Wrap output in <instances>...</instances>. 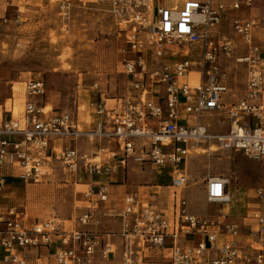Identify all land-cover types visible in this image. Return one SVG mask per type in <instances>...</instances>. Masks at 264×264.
I'll list each match as a JSON object with an SVG mask.
<instances>
[{"label":"built area","instance_id":"2783aa9c","mask_svg":"<svg viewBox=\"0 0 264 264\" xmlns=\"http://www.w3.org/2000/svg\"><path fill=\"white\" fill-rule=\"evenodd\" d=\"M100 1L116 24H123L122 72L131 90L115 105L101 93L91 102L94 129L87 135L110 139L109 156L100 160L65 138L80 134L70 114L46 113L38 100L44 82L32 78L23 82L29 98L21 114L0 117V168L23 182L41 181L55 164L76 176L96 177L85 184L82 196L89 206L77 221L98 224L96 213L103 206L120 225L107 234L118 238V247L98 231L68 230L57 219L28 226L10 208L0 216V263L35 264L25 251L46 247L51 250L43 264H92L96 256L109 260L116 254L120 264H264V186L254 189L253 204L239 219L227 208L213 215L190 212L180 193L188 182L192 152L232 150L264 159V37L255 40V19L230 17L240 51L218 30L227 13L251 0ZM230 57L244 66L245 88L235 101L226 102L221 62ZM221 113L230 121L226 132L204 120ZM60 137L64 141L55 149L53 141ZM130 162L174 172L170 210L131 192L121 197L117 211L105 206L111 176ZM229 182L225 176L209 177L207 201L229 205Z\"/></svg>","mask_w":264,"mask_h":264},{"label":"rangeland","instance_id":"374dc122","mask_svg":"<svg viewBox=\"0 0 264 264\" xmlns=\"http://www.w3.org/2000/svg\"><path fill=\"white\" fill-rule=\"evenodd\" d=\"M227 14L218 30L240 51L243 46L231 28L230 17L255 19V40L264 37V0H251ZM122 26L116 24L100 0H0V117L19 116L29 98L23 82L41 79L45 92L38 100L48 109L51 107L47 113L64 110L76 128L83 129L77 136L65 138L81 151L95 152L98 159H107L111 140L87 134L94 129L91 102L99 99L100 93L104 101L115 105L131 91L128 77L122 72ZM221 70L231 98L236 99L245 87L244 66L232 57L224 58ZM204 120L218 132L229 130L230 121L223 113L205 115ZM63 141L61 137L53 141L54 148L58 149ZM186 169L192 204L202 207V211H195L188 201L196 214H214L219 208L205 197L204 184L209 177L229 178L232 202L228 211L235 219L252 206L254 189L264 186V159L247 158L240 151L192 152ZM10 173L0 168V177H4L0 185V216L5 217L7 210L13 208L28 226L54 219L68 230L81 225L77 217L85 208V186L78 176L58 164L39 182H23ZM145 175V180L152 183L149 171ZM128 178H132L131 174ZM99 261L120 264L116 256Z\"/></svg>","mask_w":264,"mask_h":264},{"label":"crops","instance_id":"0c3cea01","mask_svg":"<svg viewBox=\"0 0 264 264\" xmlns=\"http://www.w3.org/2000/svg\"><path fill=\"white\" fill-rule=\"evenodd\" d=\"M227 87H228L227 92L223 94L224 101L226 102L235 101L238 97L236 99H232L228 84H227ZM146 171H149V174L151 175L149 180H151L152 183L145 180ZM171 172L172 170L170 168H155L154 166L149 165V164L139 165L137 163H132V162L128 163L126 168L119 167L118 171L114 175L111 176L108 182L109 199H108V202L105 204V206L111 207L113 208L112 210L117 211L122 206L121 197L125 195L126 193L131 192V193L137 194L139 198H142V199H146V198L156 199L161 204H166L168 210H170L171 203H172V191L174 190L173 187L169 186L170 178L174 174V172L173 173ZM186 172H187V169H186ZM129 174H131V177H132L130 179L128 178ZM78 177H79L78 180L81 181L82 185L84 186L88 181L96 180V177L91 178L86 175H78ZM188 182H189V177H188ZM188 182L182 189H180L181 195L184 198H187V208L190 212H193L191 211L190 206H189L191 205L193 210L202 211V207L198 206L199 204L197 206L192 204L191 195L188 193V190L191 189L192 187ZM204 187H205V184H204ZM229 195H230V199L232 202V195L230 193ZM188 201H189V205H188ZM84 202H85V206H89V204L85 201V199H84ZM215 204H218L219 208L217 209V212L214 214H217L222 209L227 208L228 210L229 208V205L224 206L219 203H215ZM96 214L99 216L98 224L89 223L87 225H80L76 229H88V230L98 231L103 234V237L105 239L111 240L118 247V243H119L118 238L115 236L107 235L109 232H117L119 230L120 225L118 221L106 215L103 209V206H101V209H99ZM207 215H213V214H207ZM230 215L232 216V213ZM49 250H51V248L50 249L46 247H39L36 249L32 248V249L25 251V256L31 263L43 264L46 261V255L48 254ZM92 264H101L97 256L94 258Z\"/></svg>","mask_w":264,"mask_h":264},{"label":"bare ground","instance_id":"6f19581e","mask_svg":"<svg viewBox=\"0 0 264 264\" xmlns=\"http://www.w3.org/2000/svg\"><path fill=\"white\" fill-rule=\"evenodd\" d=\"M49 110H51V107L48 109L47 106H45L44 111L47 113ZM76 132L77 133H82L83 132V129L78 126Z\"/></svg>","mask_w":264,"mask_h":264}]
</instances>
